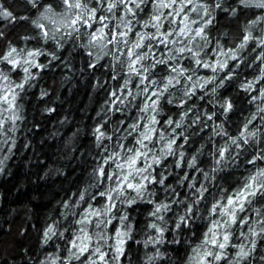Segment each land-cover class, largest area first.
Here are the masks:
<instances>
[{
    "label": "trees",
    "instance_id": "trees-1",
    "mask_svg": "<svg viewBox=\"0 0 264 264\" xmlns=\"http://www.w3.org/2000/svg\"><path fill=\"white\" fill-rule=\"evenodd\" d=\"M81 2L97 9V20L73 31L70 22L81 10L62 0H36L35 7L30 0H0L15 17L0 15V264H206V252L222 256L212 264H264V198L245 201L226 229L216 227L225 219L221 209L210 212L264 170L258 159L264 155V0H175L159 8L172 0H131L130 12L118 3L109 12L97 0ZM181 3L191 34L203 27L207 42L172 36L178 42L165 48L153 41L136 49L148 55L147 71L130 73L125 53L140 35L147 46L156 33L144 25L160 14L161 31H170L163 18ZM184 23L177 16L172 27ZM120 31L128 43H108ZM182 46L215 71L197 66L187 50L178 53ZM9 52L18 63L4 59ZM155 60L167 66L152 67ZM225 101L231 110H224ZM241 132L247 143L238 139ZM145 151L128 169L124 157ZM136 168L148 169L131 181L145 190L112 191L114 173ZM99 169L112 179H98ZM147 175L154 182L142 179ZM161 177L163 184L155 182ZM161 205L168 207L156 212ZM186 215L187 225L180 223ZM224 234L223 250L206 243L214 236L223 242ZM241 248L246 256H237Z\"/></svg>",
    "mask_w": 264,
    "mask_h": 264
},
{
    "label": "snow or ice",
    "instance_id": "snow-or-ice-1",
    "mask_svg": "<svg viewBox=\"0 0 264 264\" xmlns=\"http://www.w3.org/2000/svg\"><path fill=\"white\" fill-rule=\"evenodd\" d=\"M30 2H31L33 7L36 6V0H30ZM62 2L64 5H66L67 9H69V10H72V9L81 10L74 15V18L70 22L69 26L72 27L73 31L78 30L75 27L78 24L90 26L89 21H96L97 20V17H96L97 9L96 8H92V9L87 8L86 3H82L81 0H62ZM97 2L100 5L101 10L103 9L104 5H107V10L109 12H111L117 6V3H118L121 5H124V7L127 9V11H129V12L131 11L130 8H127V3H130L131 0H116V3H110L109 0H97ZM141 2H143V0H141ZM241 3H244V0H241ZM172 4H175V0H172V3H170V4H164V3L158 4L157 7L158 8L159 7H172ZM219 6H220L219 4L216 5V7H219ZM262 6H264V5H262ZM136 7L139 8V4H137ZM185 7H187V5L181 3L179 5V10H174L172 12H169L168 16L163 18V19L167 20L169 28L171 29L170 31H163V32L161 31V28H163L164 25H163L162 16L160 14L152 16L150 21L144 25L145 27H147L148 23H151L152 27L156 29V33L147 37V39L149 41V45H147V46L143 45V41H144L145 37L143 35H140L139 39L135 43H133L131 48L125 53L126 61H127V68H128L130 73H135L139 77V76H141L142 72L147 71V69L144 68L142 62L144 60L148 59V55L145 52H138V51H136V49H141L142 47H151V42H153V41L158 45H160V44L164 45L165 48H168L169 45L176 44L178 42L174 39H170V37H172V36L187 37L189 42L191 40L195 39L196 37H199L201 40H204L205 43L207 42V38L204 35L203 27L198 28L194 32V34H191V29L188 26V22H189L188 16L187 15L181 16V12H182L183 8H185ZM49 11H50V9H49ZM0 15L15 19V17H13L11 12L3 9L2 5H0ZM177 16H180L181 20L185 21V23L183 24V27H180L179 29L172 27V25L175 23V17H177ZM104 19H105V17H100L98 22L103 23ZM208 22H210V21H207L205 23H208ZM190 23L195 24V23H197V21L191 20ZM125 26L127 27V24ZM38 27L43 28L44 26L38 25ZM130 30L131 29L129 28V31ZM100 31L103 34V28H101ZM3 35H4V33L0 32V38H2ZM44 35H47V33H44ZM126 36H127V32H125V31L113 32L112 37L108 41V43H112L114 45L121 44V43L127 44L128 42L125 39ZM100 38H103V37L101 36ZM96 39H97V37L95 35H93L92 41H95ZM247 39H248V37H245V40H247ZM92 41H90V43ZM186 50L192 55V58L194 59L195 64L197 66L204 67V68H212V70L215 71V67L213 65L202 63L199 59H195L196 54L192 53L191 48L186 49L185 47L182 46L177 50V52L182 54ZM14 51H15V49H12V52H14ZM171 51H172V49L169 48V52H171ZM29 55L31 56V55H33V53H29ZM10 56H11V52H9L8 56H5L4 59L7 60L9 63H12V64L18 63L15 60H10L9 59ZM172 58H174V57H172ZM156 64H164L165 66H167V61L166 60H155L152 67H155ZM137 65H139V67ZM35 66L40 67L39 65H35ZM90 66H92V65H90ZM220 67L223 68V67H225V65L221 64ZM24 71L27 72L28 69L25 68ZM179 71H183V70L180 69ZM171 72L176 73V72H178V69L173 67V68H171ZM26 79H30V77H26ZM187 79H191V76L187 77ZM150 83H154V82H150ZM168 83L169 84L172 83L171 79L168 81ZM17 87L22 90L24 87V84L21 83V84L17 85ZM3 99L10 106L12 105V101L9 100L7 96L3 97ZM12 99L13 100L15 99L14 94H13ZM222 107L224 108L225 111H229L232 108V104L228 101H225V103L222 105ZM249 122H251V121H249ZM168 123L171 124L172 121H168ZM97 131H99V130H97ZM249 135L254 137L256 135V133L255 132L249 133ZM144 139H150V137L145 135ZM238 139L242 140L244 143H247V137L244 136L243 132H241L240 137H238ZM139 143L141 145H143V140H141ZM172 143H175V141H172ZM232 144H237V140L233 139ZM144 147L146 148V146H144ZM168 148L171 149V144L168 145ZM128 151H132V150H128ZM146 155H147V151H145L143 153H137L136 155H132V156H125L124 161H125V164L127 165V168L132 169L133 166L137 163V161L138 160L142 161ZM219 156L221 159H223L224 158V152L219 151ZM111 159L113 161H115L116 157L115 156L111 157ZM258 159H260L261 161H264V155L258 157ZM106 163H107V161H106ZM155 163L159 164L160 161L157 159V160H155ZM248 163L255 165L256 161L255 160H249ZM125 164H118L117 169L123 171L125 169ZM194 164H195V158H193L192 164L189 166L191 167ZM216 164L219 165L220 160H217ZM149 167H151V166L149 165ZM121 171H118V172L113 174L118 181V187L116 189H113L112 191H116L118 194H122L126 189H132L133 191H135L139 195L143 190L146 189V185L144 183H132L131 181L135 180L136 177L140 176L142 173L147 172L148 171L147 168H136L134 172L133 171H127L125 174H121ZM101 176H103L105 178V180L112 179V176H106L105 175L103 169H99L98 170V179ZM205 178L208 179L207 176H205ZM142 179L145 181H148L149 183L154 182L150 175L143 176ZM155 182L163 184L164 178L161 177V179L159 181H155ZM202 191H206V189H196L197 194H200ZM100 195L105 196L106 193H100ZM257 195H260L262 198H264V170H258L255 173V175L247 178L242 189L235 194L234 199H232V198L228 199L225 202V204H220L219 202H217L216 204L212 205L210 212L212 214H216L217 209L220 208L221 212L219 213V215H221L225 218L223 220V225H221L220 223H217L216 227L217 228L225 227V229H226L231 224L235 223L236 222V214H235L236 209L239 208V211L243 212L244 211V202L247 201L248 203H251V198L256 197ZM108 198L111 199L110 196ZM81 199H83V197H81ZM132 202L133 201H131V200L129 201V203H132ZM195 202L198 204L199 200H196ZM161 207H164L166 209L168 206L167 205L157 206L156 212H159ZM191 211H192V209L189 208L188 213H191ZM94 214L99 215V213H94ZM153 215H156V213H153ZM191 219H192L191 215L181 216L180 217V223L187 225L188 221ZM84 222L85 221H77V223H84ZM241 222L247 223V221H244V220H241ZM176 226L179 227L180 224L178 223ZM153 227H155V225H153ZM49 231H51V229ZM45 236L46 237L48 236L47 232L45 233ZM222 240H223V242H218L217 238H215V236H214L211 240L206 241V243H209L211 245H215L216 248L223 250L227 245V242L229 240V236L227 234H224L222 237ZM85 250H86L85 248L79 249V251L81 253H83ZM95 251L97 253H99L100 250L97 248ZM117 251L119 252L120 249H117ZM246 255H247V253L243 251V248H241V250L237 253V256H240V257L246 256ZM206 257H211V262L206 261V264H212V262L220 261L222 259V256L220 254L215 253V252H206L205 258ZM102 258H103V256L101 255V259Z\"/></svg>",
    "mask_w": 264,
    "mask_h": 264
}]
</instances>
